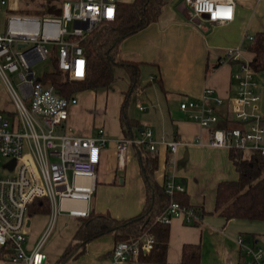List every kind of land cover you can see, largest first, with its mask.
Segmentation results:
<instances>
[{"label": "built area", "instance_id": "built-area-1", "mask_svg": "<svg viewBox=\"0 0 264 264\" xmlns=\"http://www.w3.org/2000/svg\"><path fill=\"white\" fill-rule=\"evenodd\" d=\"M117 1L62 0L60 14L53 15L20 12L17 0H0V8L5 6L10 11L0 31V87L5 88L14 107L0 110V249L11 264L45 261L41 247L58 213L88 214L107 142L101 127L90 135L69 132L66 119L69 107L76 102L75 95L58 94L49 81L43 80L47 72H36L34 65L54 57L56 67L67 72L69 78L84 77L86 59L81 41L99 22L114 19ZM235 1L184 0L194 14L203 15L209 22L231 20ZM67 22L71 23L70 29ZM220 60H239L235 95L229 104L222 109L223 98L212 88L204 87L198 96L181 99L178 107L187 119L207 129V145L256 150L264 156V122L258 110L254 71L248 61L241 59L238 46L226 48ZM225 120L235 124L219 125ZM140 135L139 139H115L119 162L130 144L144 145L153 151L161 143L171 152L179 144L177 139L155 141L150 128L141 129ZM164 186L169 196L183 190L171 178L164 181ZM37 197L47 200L49 223L26 252L23 243L29 226L28 206ZM73 201L81 204L74 205ZM173 217H180L186 224L202 218L200 208L180 204L171 197L156 220L169 223ZM235 240L241 264H264L260 245L247 241L243 235ZM154 242L150 232L119 240L111 249V259L116 263L137 258L149 251Z\"/></svg>", "mask_w": 264, "mask_h": 264}, {"label": "crops", "instance_id": "crops-1", "mask_svg": "<svg viewBox=\"0 0 264 264\" xmlns=\"http://www.w3.org/2000/svg\"><path fill=\"white\" fill-rule=\"evenodd\" d=\"M257 31H264V0H236L233 18L225 22L206 21L203 15L194 14L184 0H163L156 20L119 42L117 58L135 63L138 70L137 85L130 92L126 106L127 117L138 124L131 128L132 137L138 138L136 132L150 128L155 141H179L175 152L161 143L151 152L156 157L153 176L160 184L167 178L180 184L188 204L203 209L202 218L195 224H186L180 217L171 219L165 259L161 262L137 257L113 263L114 237L104 233L87 241L76 257L68 255L63 264H179L185 243L199 245V264H241L236 237L243 235L257 245L259 240L264 241V220L225 219L213 211L217 182L235 179L237 172L228 157V149L207 145V129L187 119L178 107L181 99L198 96L204 87H210L223 98L224 109L235 95L239 60L221 61L220 57L226 48L238 46L241 59L248 61L250 38ZM116 75L109 85L111 88L94 89L95 103L103 92L108 99L111 89V110H102L105 114L102 120L94 116L95 129L79 135L94 134L101 127L107 137L89 211L127 218L141 210L145 185L132 144L121 162L117 158L115 139L123 136L119 105L129 77L122 68L116 69ZM254 80L259 95L258 110L264 122V69L254 71ZM69 108L68 121L77 110L74 104ZM67 127L72 132L70 125ZM0 264L11 263L0 254Z\"/></svg>", "mask_w": 264, "mask_h": 264}, {"label": "trees", "instance_id": "trees-1", "mask_svg": "<svg viewBox=\"0 0 264 264\" xmlns=\"http://www.w3.org/2000/svg\"><path fill=\"white\" fill-rule=\"evenodd\" d=\"M62 0H43L36 7L18 8L20 12L50 13L57 11ZM163 0H129L116 2V15L112 21L99 22L81 41L86 59L84 77L69 78L67 72L56 67L52 57V70L43 75L54 90L69 96L83 89L107 88L117 78L116 69L122 68L129 77L127 89L119 105V122L123 136L132 137L131 128L137 122L127 117L126 106L130 92L137 85V66L135 63L117 58L119 42L126 36L156 20ZM251 57L248 64L253 71L264 69V31L255 32L248 45ZM230 61V60H229ZM235 124L225 120L222 126ZM139 163V171L145 185V200L141 210L127 218H117L108 212L90 210L87 215L76 217L77 225L73 240L69 242L55 264H63L70 255L74 258L83 251V245L101 234L111 233L114 242L131 240L145 232L155 237L153 247L139 254L143 260L164 261L169 223L156 220L172 197L180 204L189 205L185 191L176 190L172 196L165 192L164 181L160 184L153 176L156 157L144 145L132 144ZM168 150V149H167ZM228 157L236 172L235 179H223L217 182L213 211L225 219L244 218L264 220V156L256 150L248 154L238 149H228ZM201 216L203 209H200ZM48 203L44 197L34 198L28 206L29 215L47 213ZM200 221V220H199ZM194 222L192 224L198 223ZM3 255V250L0 249ZM200 247L198 244L185 243L181 249L179 264H199Z\"/></svg>", "mask_w": 264, "mask_h": 264}, {"label": "rangeland", "instance_id": "rangeland-1", "mask_svg": "<svg viewBox=\"0 0 264 264\" xmlns=\"http://www.w3.org/2000/svg\"><path fill=\"white\" fill-rule=\"evenodd\" d=\"M43 0H17V7H36L38 8V2ZM120 1H129V0H120ZM10 11L6 9L5 6H1L0 8V31L2 30L5 22L6 15ZM34 14H44V13H35ZM53 15L60 14V7H58L57 11L50 12ZM66 27L70 29L71 23L67 22ZM50 46L48 45V48ZM54 55V53L52 52ZM34 69L36 72H50L52 70V61L50 58L38 62L34 65ZM111 85V84H110ZM117 86L116 83L114 87ZM113 87V86H112ZM109 88H111L109 86ZM89 91H78L75 93L76 103H74V107H77L76 112H72L70 120H66V125H70L72 132L76 134H85L88 131L95 129L97 126L96 122L93 123V117L97 118L100 116L101 120L105 117V110L109 112L110 103L112 99L111 89L108 90V99L105 96V92L101 94V96L96 97V103L94 99V89H88ZM89 95V96H88ZM132 101V100H131ZM87 105V107L85 106ZM79 106L81 108H79ZM14 107L8 96L7 91L2 86L0 87V110H12ZM69 108V112H70ZM102 115V117H101ZM104 120V119H103ZM138 139L140 138V133L136 132ZM245 154H248L249 151H244ZM30 225L28 227V231L25 234L26 240L23 243V247L26 252L29 251V248L38 240L41 234L47 229L49 223L48 213H34L29 215ZM77 220L76 217L68 216L65 213H58L54 218L51 229L45 238L41 250L47 253V258L45 264H55L59 259V255L61 254L65 244L68 241L72 240V234L76 228ZM264 248V241L258 242ZM56 261V262H55ZM54 262V263H53Z\"/></svg>", "mask_w": 264, "mask_h": 264}, {"label": "water", "instance_id": "water-1", "mask_svg": "<svg viewBox=\"0 0 264 264\" xmlns=\"http://www.w3.org/2000/svg\"><path fill=\"white\" fill-rule=\"evenodd\" d=\"M28 223V222H27ZM247 241H249V238H246Z\"/></svg>", "mask_w": 264, "mask_h": 264}]
</instances>
